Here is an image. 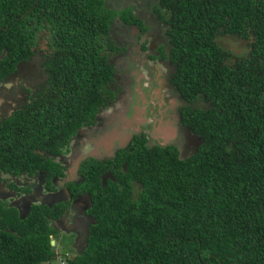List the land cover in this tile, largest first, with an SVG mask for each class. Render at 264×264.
Here are the masks:
<instances>
[{"label": "trees", "instance_id": "trees-1", "mask_svg": "<svg viewBox=\"0 0 264 264\" xmlns=\"http://www.w3.org/2000/svg\"><path fill=\"white\" fill-rule=\"evenodd\" d=\"M111 2L0 0V84L24 78L40 34L50 35L51 51L39 64L43 83L0 121V172L45 171L50 186L63 173L53 158L116 99L114 22L147 28ZM153 10L170 45L158 51L190 104L181 121L194 148L180 156L137 137L113 160L115 181L104 185L101 164L85 169L79 189L93 196L95 222L81 253L60 256L67 264H264V0H157ZM219 35L252 40L248 56L229 63ZM63 211L35 204L22 217L0 201V264L53 261L51 220Z\"/></svg>", "mask_w": 264, "mask_h": 264}, {"label": "flooded vegetation", "instance_id": "flooded-vegetation-1", "mask_svg": "<svg viewBox=\"0 0 264 264\" xmlns=\"http://www.w3.org/2000/svg\"><path fill=\"white\" fill-rule=\"evenodd\" d=\"M123 5L124 9L132 8L142 20L143 28L147 30L143 31L135 25L127 26L120 22L119 18L114 22L110 37L115 46L121 48L120 53L124 48L127 49V53L135 52L134 56L126 67L116 65V84L121 85L120 89L115 86V90H119L116 99L101 108L95 123L82 127L71 140L69 147L53 158L62 168V175L53 176L50 186H47L48 175L45 171L33 176L27 174L16 176L0 172V201L6 202L9 207L18 202L16 208L22 217L27 216L35 204L51 208L63 204V213L58 219L51 220V224L58 232L65 230L74 236L76 253L84 250L89 228L95 222V217L90 212L93 196L89 191L79 189V185L85 184L86 181L85 169L93 168L95 164H101L100 167L103 165L101 178L104 185H108L109 179L116 180L113 169L116 165L113 160L116 159L117 153L130 146L137 137L145 138L148 147L175 146L180 156L189 154L195 145L194 134L181 121V110L190 104L183 99L172 83L174 66L158 51L161 45L170 49L164 24L154 10L151 13L147 11L146 14L142 12V0H124ZM30 66H33L34 70L26 74L25 69ZM35 67V63L24 65L21 73L30 81L34 79L42 84L46 74L42 69L41 75ZM123 69H127L126 73H122ZM6 83L0 84V91L3 90L2 85ZM26 101L28 98L25 101L16 99L17 107L13 108L11 113ZM176 112L182 128L192 136L187 139L189 147L185 141L175 140V129L166 124L172 123L170 119L176 117ZM11 113L8 115L1 113L0 121ZM122 166L125 168V163Z\"/></svg>", "mask_w": 264, "mask_h": 264}, {"label": "rangeland", "instance_id": "rangeland-1", "mask_svg": "<svg viewBox=\"0 0 264 264\" xmlns=\"http://www.w3.org/2000/svg\"><path fill=\"white\" fill-rule=\"evenodd\" d=\"M142 2H143L142 12H145L146 14L147 11L149 13L153 11L154 4L157 2V0H145V1L142 0ZM123 3H124V0H117L116 2L115 0H113L110 3V6L112 8L122 9L124 8L123 6L125 5V4L123 5ZM49 36L50 35L45 32L39 35V39H38L39 45L35 49L36 54H35L34 60L32 61V63H35L36 65L35 68L38 69L37 72L41 73V75L43 73L42 71L43 68L39 64H41V61L43 60L44 55L51 53L49 49L50 44L48 43ZM251 41L252 40H246V39L234 36V35H219L217 37V42L219 46L223 50L228 52L230 55L229 60H228L229 63H233L234 61L238 59L248 56L249 51H250ZM122 50H123L122 53L118 55H115V54L110 55V60L114 64L119 65L121 68L126 67L127 65L131 63L132 57L134 56L133 53H135L133 51H131L130 53H127L126 51L127 49L125 48ZM33 70H34V67L30 66L25 69V72L26 74H28V71L32 73ZM126 71L127 69H123L122 73H126ZM24 77L26 78V76ZM25 78L15 76L10 83H6L2 85L1 88L3 90L0 91V106H1L0 114L5 113L6 115H8L9 113H11L12 109L13 108L15 109L17 107L16 99H18L19 101H25L28 95L27 91L31 90L32 92H34L35 89H37L41 85L40 81L37 82L34 79L30 81V79L28 78L25 79ZM4 86L10 89L8 90ZM117 87L118 89H120L121 85L119 84ZM205 105L206 104L203 101H198L196 104H193L194 107H197V106L200 107V106H205ZM144 116L145 114L142 115V117ZM170 121H172V123L170 124L166 123V124L167 126L171 125L170 127L175 129L176 131L175 140L185 141L186 142L185 144H188L187 147H189V142L187 139L192 138V136L187 130L182 128L181 123H180L181 121L177 117V112H176V117L173 119H170ZM81 230L83 231V228H81ZM54 240H55V247H56L58 256L53 261L47 264H67L66 261H64V259H62L60 255H64V254H68V256L74 255V253L76 252L74 249V246H75L74 236L69 235L68 232L65 230L64 231L59 230V233L55 236Z\"/></svg>", "mask_w": 264, "mask_h": 264}, {"label": "water", "instance_id": "water-1", "mask_svg": "<svg viewBox=\"0 0 264 264\" xmlns=\"http://www.w3.org/2000/svg\"><path fill=\"white\" fill-rule=\"evenodd\" d=\"M13 206L18 207V202H15V203L13 204ZM51 245H52V246L55 245V240H54V239H52V241H51Z\"/></svg>", "mask_w": 264, "mask_h": 264}, {"label": "crops", "instance_id": "crops-1", "mask_svg": "<svg viewBox=\"0 0 264 264\" xmlns=\"http://www.w3.org/2000/svg\"><path fill=\"white\" fill-rule=\"evenodd\" d=\"M116 1H117V0H116ZM116 1H115V2H116ZM122 9H124V8H122ZM118 25H119V23H118ZM134 31H135V29H134Z\"/></svg>", "mask_w": 264, "mask_h": 264}, {"label": "clouds", "instance_id": "clouds-1", "mask_svg": "<svg viewBox=\"0 0 264 264\" xmlns=\"http://www.w3.org/2000/svg\"><path fill=\"white\" fill-rule=\"evenodd\" d=\"M54 239V238H53ZM55 246V245H54Z\"/></svg>", "mask_w": 264, "mask_h": 264}]
</instances>
